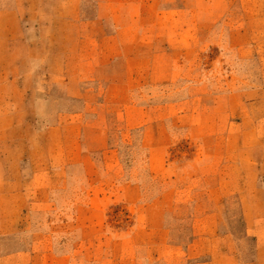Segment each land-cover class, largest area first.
Masks as SVG:
<instances>
[{
    "label": "rangeland",
    "instance_id": "374dc122",
    "mask_svg": "<svg viewBox=\"0 0 264 264\" xmlns=\"http://www.w3.org/2000/svg\"><path fill=\"white\" fill-rule=\"evenodd\" d=\"M0 264H264V0H0Z\"/></svg>",
    "mask_w": 264,
    "mask_h": 264
}]
</instances>
